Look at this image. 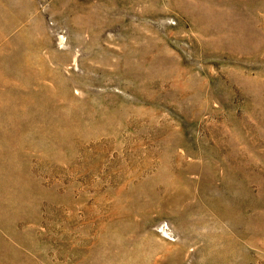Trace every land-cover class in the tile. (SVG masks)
<instances>
[{
    "label": "rangeland",
    "instance_id": "374dc122",
    "mask_svg": "<svg viewBox=\"0 0 264 264\" xmlns=\"http://www.w3.org/2000/svg\"><path fill=\"white\" fill-rule=\"evenodd\" d=\"M0 108V264H264V0H0Z\"/></svg>",
    "mask_w": 264,
    "mask_h": 264
},
{
    "label": "bare ground",
    "instance_id": "6f19581e",
    "mask_svg": "<svg viewBox=\"0 0 264 264\" xmlns=\"http://www.w3.org/2000/svg\"><path fill=\"white\" fill-rule=\"evenodd\" d=\"M67 93V92H66ZM4 106V105H3ZM5 107V106H4ZM8 107V106H7ZM1 109V108H0ZM9 133V132H8ZM20 141V140H19ZM36 141V140H35ZM34 141V142H35ZM38 141V140H37ZM37 143H39V141L37 142ZM35 144H36V142H35ZM39 144H41V142L39 143ZM1 203V202H0ZM0 212H1V210H0ZM3 212V211H2ZM1 214V213H0ZM1 244V243H0ZM0 252H1V250H0Z\"/></svg>",
    "mask_w": 264,
    "mask_h": 264
}]
</instances>
